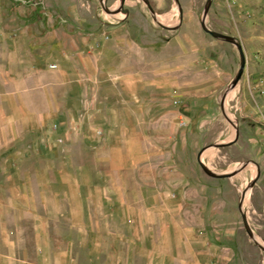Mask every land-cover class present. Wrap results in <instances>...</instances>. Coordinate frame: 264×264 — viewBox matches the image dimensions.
Segmentation results:
<instances>
[{"label":"crops","instance_id":"crops-1","mask_svg":"<svg viewBox=\"0 0 264 264\" xmlns=\"http://www.w3.org/2000/svg\"><path fill=\"white\" fill-rule=\"evenodd\" d=\"M15 18L0 8V264H220L153 151L181 124L155 101L181 81L151 69L140 92L137 60L77 57L59 29L35 41Z\"/></svg>","mask_w":264,"mask_h":264},{"label":"rangeland","instance_id":"rangeland-1","mask_svg":"<svg viewBox=\"0 0 264 264\" xmlns=\"http://www.w3.org/2000/svg\"><path fill=\"white\" fill-rule=\"evenodd\" d=\"M206 1L0 0V8L15 15L12 27L42 28L31 40L59 29L64 50L77 57L137 60L140 92L151 69L157 80L165 69L171 84L180 80L170 88V106L156 100L154 110L181 122L169 144L162 132L154 137V155L171 163V207H196L192 217L200 216L216 240L220 264H264V0H211L204 17L209 29L242 45L245 67L236 84L237 47L200 25ZM180 89L186 96L174 98Z\"/></svg>","mask_w":264,"mask_h":264},{"label":"water","instance_id":"water-1","mask_svg":"<svg viewBox=\"0 0 264 264\" xmlns=\"http://www.w3.org/2000/svg\"><path fill=\"white\" fill-rule=\"evenodd\" d=\"M101 3H104V0H100ZM148 3V2H146ZM211 4V0H207L206 3H205V6H204V10H203V17L202 19L200 20V25L202 27V29L209 33L211 36L213 37H216V38H220V39H224V40H227V41H230L232 43H234V45L237 47V50H238V53H239V59H240V62H239V68L237 70V73L234 77V80H233V84H236L237 81L240 79L242 73H243V69L245 67V55H244V51H243V48H242V45L235 41L232 37H230L229 35H226V34H223V33H220V32H217V31H214V30H211L209 29L206 25H205V20H204V17L206 15V13L208 12V9H209V6ZM149 9L150 11H152V9L150 8L149 6ZM163 28H167V29H175L176 27H167L161 23H159ZM200 156H201V151L197 154V161L199 163V165L201 166L202 169L206 170L201 159H200ZM258 177V176H257ZM257 177L255 178V180L253 181L252 184L255 183ZM242 198H243V193H242ZM241 198V199H242ZM240 213H241V217H242V221H243V224L244 226H246L248 228V222H247V219H246V215L242 212L241 210V203L238 207ZM248 233L249 235L251 234V231L250 229H248Z\"/></svg>","mask_w":264,"mask_h":264},{"label":"built area","instance_id":"built-area-1","mask_svg":"<svg viewBox=\"0 0 264 264\" xmlns=\"http://www.w3.org/2000/svg\"><path fill=\"white\" fill-rule=\"evenodd\" d=\"M50 66H51V67H54L55 65L52 64V65H50Z\"/></svg>","mask_w":264,"mask_h":264}]
</instances>
